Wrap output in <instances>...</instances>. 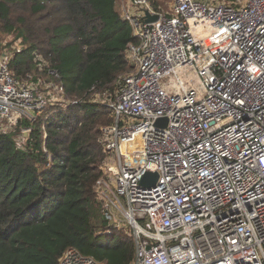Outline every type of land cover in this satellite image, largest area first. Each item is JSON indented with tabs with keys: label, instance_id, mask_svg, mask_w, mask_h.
Instances as JSON below:
<instances>
[{
	"label": "built area",
	"instance_id": "2783aa9c",
	"mask_svg": "<svg viewBox=\"0 0 264 264\" xmlns=\"http://www.w3.org/2000/svg\"><path fill=\"white\" fill-rule=\"evenodd\" d=\"M118 4L138 41L115 96L92 95L113 114L101 127L96 183L106 233L132 234L129 264H264V0H174L173 15L150 0ZM146 10L159 19L146 22ZM17 41L0 50L4 134L83 100L69 98L57 69L49 80L17 77ZM148 171L158 174L154 185L142 183ZM59 261L105 264L74 247Z\"/></svg>",
	"mask_w": 264,
	"mask_h": 264
},
{
	"label": "trees",
	"instance_id": "16d2710c",
	"mask_svg": "<svg viewBox=\"0 0 264 264\" xmlns=\"http://www.w3.org/2000/svg\"><path fill=\"white\" fill-rule=\"evenodd\" d=\"M118 3L0 0V21L22 44L11 60L14 74L49 80L57 69L69 98H83L0 132V264H60L69 247L105 264H129L135 256L132 234L118 227L106 233L108 222L93 213L106 157L101 127L113 114L92 95L115 96L119 78L133 70L128 45L138 41ZM28 127L31 136L18 147L16 137Z\"/></svg>",
	"mask_w": 264,
	"mask_h": 264
},
{
	"label": "rangeland",
	"instance_id": "374dc122",
	"mask_svg": "<svg viewBox=\"0 0 264 264\" xmlns=\"http://www.w3.org/2000/svg\"><path fill=\"white\" fill-rule=\"evenodd\" d=\"M206 1H212V2H219L224 0H206ZM158 4L161 7V12L173 15L174 14V0H158ZM118 9L120 10V7L118 6ZM18 44V41L14 39L13 33H11L9 30L6 29L5 25L0 21V50H10L13 49ZM24 147V146H23ZM93 213H95L97 218H104V216L100 212V206L96 204V206H93ZM102 217H101V216Z\"/></svg>",
	"mask_w": 264,
	"mask_h": 264
},
{
	"label": "water",
	"instance_id": "95a60500",
	"mask_svg": "<svg viewBox=\"0 0 264 264\" xmlns=\"http://www.w3.org/2000/svg\"><path fill=\"white\" fill-rule=\"evenodd\" d=\"M144 19L146 20V22H155L159 19V14H151L149 10H146ZM24 134H25L26 139H29L31 136V130L25 131ZM157 179H158V174L156 172L148 171L146 175L144 176L142 183L144 185H154Z\"/></svg>",
	"mask_w": 264,
	"mask_h": 264
},
{
	"label": "snow or ice",
	"instance_id": "6c2138e0",
	"mask_svg": "<svg viewBox=\"0 0 264 264\" xmlns=\"http://www.w3.org/2000/svg\"><path fill=\"white\" fill-rule=\"evenodd\" d=\"M221 31L227 32V31H228V29H227V28H225V29H222Z\"/></svg>",
	"mask_w": 264,
	"mask_h": 264
}]
</instances>
